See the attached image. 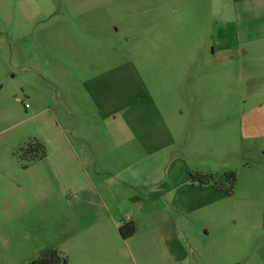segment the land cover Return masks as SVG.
Here are the masks:
<instances>
[{"label": "rangeland", "instance_id": "1", "mask_svg": "<svg viewBox=\"0 0 264 264\" xmlns=\"http://www.w3.org/2000/svg\"><path fill=\"white\" fill-rule=\"evenodd\" d=\"M25 4L26 13L13 0L10 17L0 14V264L49 251L32 221L19 233L29 252L9 256L13 205L41 211L89 177L109 187L122 226L154 218L163 233L207 229L218 264H258L264 80L243 43L264 17L248 3L233 12V0H59L47 14ZM220 45L228 61L218 63ZM34 141L47 155L27 163L21 148ZM129 248V264H141L136 243ZM196 259L212 264L195 251L187 264Z\"/></svg>", "mask_w": 264, "mask_h": 264}, {"label": "crops", "instance_id": "2", "mask_svg": "<svg viewBox=\"0 0 264 264\" xmlns=\"http://www.w3.org/2000/svg\"><path fill=\"white\" fill-rule=\"evenodd\" d=\"M59 0H21L22 13L29 10L32 2L43 13L54 12L55 2ZM13 0H0V14L10 17ZM241 3H248L256 18L264 17V0H233V12L245 14ZM237 5V8H236ZM6 17V18H8ZM253 40L243 43L244 52L250 68H256L254 74L264 80V27L260 32H253ZM229 48V47H228ZM230 49V48H229ZM225 46L214 49V61L226 62L217 57L225 54ZM216 57V58H215ZM260 67V68H259ZM263 70H262V69ZM254 69V67H253ZM260 90L252 95L256 97ZM92 185L71 192L65 198L63 189L53 194L55 201L42 204L37 211L32 204L17 202L11 208L15 236L10 239L9 256L19 262L28 253L26 241L19 238L21 230L29 227L32 221L42 227L38 244L46 250H57L67 256L70 264H129V250L132 242L136 243L137 255L141 264H187L189 256L197 253L199 260L208 258L212 264H218V249L208 244L210 234L207 229L192 234L190 225L180 223L177 227L169 224L162 232L157 219H141L136 225L135 234L124 238L120 232L123 222L114 214L113 197L109 187L98 188L94 179L89 177ZM179 230L180 232L178 233ZM49 234V235H48ZM206 241V243H204ZM202 246V249L199 246ZM258 264H264V243L256 251ZM40 255V254H39ZM35 256V255H34ZM33 256V257H34ZM22 263V262H20ZM196 263L197 262L196 259Z\"/></svg>", "mask_w": 264, "mask_h": 264}, {"label": "trees", "instance_id": "3", "mask_svg": "<svg viewBox=\"0 0 264 264\" xmlns=\"http://www.w3.org/2000/svg\"><path fill=\"white\" fill-rule=\"evenodd\" d=\"M21 155L23 160L27 163H33L37 161H41L46 158V147L44 144L34 141L24 148H21ZM195 178V176H194ZM227 180L230 184V189L225 192L226 195H231L233 193L235 184H236V176L234 173L226 175ZM195 180V179H194ZM200 183L202 185H211L217 191H219V185L213 184L209 179L201 180ZM130 228V229H129ZM120 232L124 238H130L135 234V228L133 223H129L121 227ZM28 264H70L67 256L57 250H49L40 256L38 259L33 260Z\"/></svg>", "mask_w": 264, "mask_h": 264}]
</instances>
